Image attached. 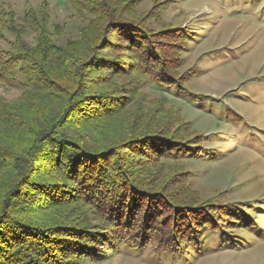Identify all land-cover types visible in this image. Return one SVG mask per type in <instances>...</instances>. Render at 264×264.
Masks as SVG:
<instances>
[{
	"label": "trees",
	"instance_id": "obj_1",
	"mask_svg": "<svg viewBox=\"0 0 264 264\" xmlns=\"http://www.w3.org/2000/svg\"><path fill=\"white\" fill-rule=\"evenodd\" d=\"M71 5L86 23L78 42L51 47L42 29L33 52L21 42L12 48L22 53L0 52V82L23 91L12 105L0 102L11 137L0 138V264L98 263L152 247L186 255L239 228L245 209L198 203L181 172L162 170L202 156L203 136L179 108H165L172 91L189 92L177 66L128 16V3ZM30 16L37 20L30 10L17 20L7 13L0 23L20 36L13 19L26 25ZM150 94L156 107L138 113ZM113 118L119 135L101 134Z\"/></svg>",
	"mask_w": 264,
	"mask_h": 264
},
{
	"label": "rangeland",
	"instance_id": "obj_2",
	"mask_svg": "<svg viewBox=\"0 0 264 264\" xmlns=\"http://www.w3.org/2000/svg\"><path fill=\"white\" fill-rule=\"evenodd\" d=\"M44 2L48 16L42 21L38 12ZM120 2L128 3V16L143 23L153 35L152 41L166 54L167 62L177 66L176 76L181 75L189 91L184 95L172 91L177 99H169L165 108H179L193 133L203 136L200 159L166 161L162 170L166 176L181 172L178 176L195 193L198 203L215 202L239 212L245 209L248 217L233 232L206 238L200 249L186 255L152 247L83 264H264V0ZM29 10L37 20L30 16L26 25L18 26L15 20ZM7 13L15 18L12 28L20 36L0 23L3 53H22L12 48L17 42L33 52L42 29L51 47L78 42L79 31L86 25L76 17L71 0H0V19ZM61 92H54L60 106ZM22 95L21 89L0 82L4 105H12ZM156 97L150 94L142 99L137 112L154 109ZM25 106L22 108L27 111ZM109 120L101 134L118 136L115 129L120 119ZM6 137L11 138L0 128V138Z\"/></svg>",
	"mask_w": 264,
	"mask_h": 264
}]
</instances>
